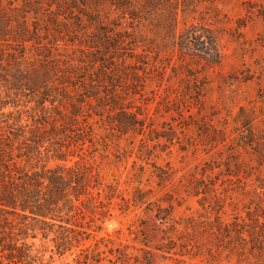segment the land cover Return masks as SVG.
<instances>
[{
  "label": "rangeland",
  "instance_id": "obj_1",
  "mask_svg": "<svg viewBox=\"0 0 264 264\" xmlns=\"http://www.w3.org/2000/svg\"><path fill=\"white\" fill-rule=\"evenodd\" d=\"M187 4L177 33L198 22L215 29L221 64L181 57L163 32L143 28L133 48L145 73L102 87L116 102L101 116L86 110L90 139L73 147L116 188L111 201L102 193L87 243L98 264H264V0ZM77 48L61 59L87 61ZM121 108L143 127L119 133ZM28 242L44 264H77L79 250L61 257L41 236Z\"/></svg>",
  "mask_w": 264,
  "mask_h": 264
},
{
  "label": "trees",
  "instance_id": "obj_2",
  "mask_svg": "<svg viewBox=\"0 0 264 264\" xmlns=\"http://www.w3.org/2000/svg\"><path fill=\"white\" fill-rule=\"evenodd\" d=\"M187 11V0H0V264H44L28 242L39 236L61 257L79 250L77 264L102 261L87 243L106 208L102 193L111 201L116 188L73 147L90 139L86 110L101 116L116 102L102 87L145 73L148 63L133 48L143 28L163 32L181 57L221 64L215 29L198 22L177 33ZM69 45L87 61L62 60ZM116 116L125 119L115 125L121 134L143 127L122 108Z\"/></svg>",
  "mask_w": 264,
  "mask_h": 264
}]
</instances>
